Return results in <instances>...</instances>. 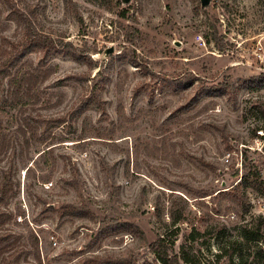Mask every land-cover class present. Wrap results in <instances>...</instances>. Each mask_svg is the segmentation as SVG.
<instances>
[{"label":"rangeland","instance_id":"374dc122","mask_svg":"<svg viewBox=\"0 0 264 264\" xmlns=\"http://www.w3.org/2000/svg\"><path fill=\"white\" fill-rule=\"evenodd\" d=\"M29 30L60 49L44 65L32 52L13 67L50 72L23 118L68 115L67 124L49 125L67 140L33 164L31 179L20 158L1 155L0 182L7 174L17 185L0 233L26 244L34 231L44 264H164L155 251L164 235L175 252L194 244L203 264H237V255L216 254L240 226L264 220V153L251 149L264 125V81L252 83L264 79V0L2 1L0 52ZM8 82L0 86L7 95ZM19 107L0 112L8 137ZM66 204L83 214L61 217ZM218 225L223 236L212 235ZM261 234L245 252L264 248V224ZM28 262L39 264L32 254Z\"/></svg>","mask_w":264,"mask_h":264},{"label":"trees","instance_id":"16d2710c","mask_svg":"<svg viewBox=\"0 0 264 264\" xmlns=\"http://www.w3.org/2000/svg\"><path fill=\"white\" fill-rule=\"evenodd\" d=\"M11 2V0H0L1 2ZM10 16L13 18H22L21 16H16L15 12H11ZM20 21V20H19ZM30 29V28H29ZM60 49L59 43L54 40L51 36L34 33L30 30L26 33V36L18 43L15 44L13 50L5 49L4 52H0V86H4V79L9 77V95L6 94L5 89L0 92V112H7L9 108L19 107L20 111V121L18 130L15 131L11 136H7L1 133L0 128V157L5 152H11V157L13 160L20 158L23 169L26 170L27 179L34 178L36 175V168L33 166L34 163L37 164L38 159L47 158L48 153L52 152L58 145L67 139L61 137H52L51 130H49V125H64L68 122V115L59 116H49L43 119H30L23 118L28 111L32 110L38 101L41 100L39 93V86L41 82L45 81L49 76V71L44 68H30L25 72L22 71V67L13 71V67L17 66L21 59L29 55L32 52H37L40 55V62L44 65V60L51 56L53 53L58 52ZM260 80L259 83L252 82L253 85L262 86L260 84L263 82ZM95 100L96 97H94ZM88 103V102H87ZM254 107H258L257 104H253ZM102 108V107H101ZM104 109V108H103ZM264 115V110H262ZM39 118L41 115H38ZM70 118L73 117L72 112L69 114ZM31 117V116H30ZM77 114L75 115V118ZM2 117L0 116V127H2ZM259 127V126H258ZM256 127L254 129V134H256ZM51 137V140H50ZM55 139V140H54ZM42 144H46L45 147L39 148ZM35 151L37 159H34L33 154ZM33 162L30 164V162ZM12 167H14L12 165ZM40 168L42 169L41 165ZM257 177L259 173L255 174ZM50 175L43 177V184L51 180ZM15 182L9 179L7 174L1 178L0 182V223L3 225L6 223L12 215L9 209H4L7 204H9L10 198L13 196V191L15 187ZM17 185V184H16ZM20 186V182H18ZM262 187L261 185H259ZM222 192V191H221ZM42 199V198H41ZM44 199V198H43ZM42 201L45 204H49L45 199ZM48 210V208H46ZM71 212L82 215L83 212L79 207L73 204H66L62 206L60 215L64 217ZM256 225L251 226L249 222L243 224L241 227V235L235 239H229V241L224 242L221 246V252L216 254L217 258L223 255H228L232 260L235 255H237L239 262L237 264H249L251 256L256 264H264V248L261 245H257L255 251L245 252V244L249 241L260 242L262 239V228L264 224L263 217H259L256 221ZM227 227L218 225L214 228V233H220L223 236ZM180 229L177 228L176 236L178 237ZM5 231V230H4ZM30 239L31 243H18L21 241V237L18 234L13 233L12 230H6L5 233H0V264H21L23 258L34 257L39 264H44L45 259H43L39 247V237L34 232L31 231ZM54 236V235H53ZM190 241H195V233L190 234ZM177 239V238H176ZM176 240H168L164 235L159 239V247L156 251L157 257L164 264H203V260L197 253V247L194 244H188V242L181 244L180 250L175 252ZM51 264V262H48ZM27 264H31L28 262ZM83 264H119L111 259H87Z\"/></svg>","mask_w":264,"mask_h":264},{"label":"built area","instance_id":"2783aa9c","mask_svg":"<svg viewBox=\"0 0 264 264\" xmlns=\"http://www.w3.org/2000/svg\"><path fill=\"white\" fill-rule=\"evenodd\" d=\"M251 149H254L256 151H259L260 153H264V125L259 126L256 129V134H255V139H254V143L251 147ZM238 155V154H237ZM232 158H231V153L227 154L224 158V161L226 163L231 162ZM238 160L240 161L241 165H242V160H243V152H240V156L238 158ZM262 172L264 173V164L262 166ZM263 175V174H262ZM264 178V177H263ZM264 182V181H263ZM50 184V183H49ZM52 185V183H51ZM47 187H50V185H48Z\"/></svg>","mask_w":264,"mask_h":264},{"label":"water","instance_id":"95a60500","mask_svg":"<svg viewBox=\"0 0 264 264\" xmlns=\"http://www.w3.org/2000/svg\"><path fill=\"white\" fill-rule=\"evenodd\" d=\"M124 2H126V3H128L130 0H123ZM210 3V0H202V4L204 5V6H207L208 4ZM111 52H113V48H110V49H107L106 50V53L108 54V53H111Z\"/></svg>","mask_w":264,"mask_h":264}]
</instances>
